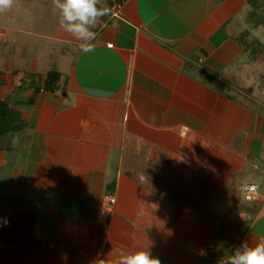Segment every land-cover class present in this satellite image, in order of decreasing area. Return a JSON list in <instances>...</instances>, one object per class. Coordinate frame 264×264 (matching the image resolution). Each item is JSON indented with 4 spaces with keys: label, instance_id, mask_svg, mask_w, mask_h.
<instances>
[{
    "label": "crops",
    "instance_id": "1",
    "mask_svg": "<svg viewBox=\"0 0 264 264\" xmlns=\"http://www.w3.org/2000/svg\"><path fill=\"white\" fill-rule=\"evenodd\" d=\"M97 7L94 40L46 37L66 45L46 68L32 46L36 69L0 52V101L24 125L0 138V264H116L118 249L227 264L264 239V114L238 99L264 87L238 44L264 45V0Z\"/></svg>",
    "mask_w": 264,
    "mask_h": 264
},
{
    "label": "rangeland",
    "instance_id": "2",
    "mask_svg": "<svg viewBox=\"0 0 264 264\" xmlns=\"http://www.w3.org/2000/svg\"><path fill=\"white\" fill-rule=\"evenodd\" d=\"M59 13L53 6V0H12V7L7 10H0V52L2 59H5L11 66L14 64L17 68L29 69L35 66V62L28 61L29 46L34 47L32 52V60H34L35 52L38 54V64L40 67H47V63L55 62L58 56L56 46L60 48L66 45H58L46 39L47 36H53L55 33L61 36L64 32H58ZM23 30H29L32 33L40 34L38 38H33L32 34ZM54 48V52H50V48ZM39 48V49H36ZM1 62V60H0ZM10 66V65H9ZM247 88V97L238 98L251 110L257 109V112L264 114V87L257 88L254 86V80ZM2 87V85H0ZM1 89V88H0ZM3 91V90H2ZM3 94L9 95L6 91ZM246 94V93H245ZM7 95L2 99L3 104H8Z\"/></svg>",
    "mask_w": 264,
    "mask_h": 264
},
{
    "label": "clouds",
    "instance_id": "3",
    "mask_svg": "<svg viewBox=\"0 0 264 264\" xmlns=\"http://www.w3.org/2000/svg\"><path fill=\"white\" fill-rule=\"evenodd\" d=\"M98 0H53L54 9L59 13L60 27L70 33L76 40L92 41L98 18L107 15L108 9L97 7ZM12 7V0H0V10H7ZM91 43H82L80 51L91 52ZM4 225L7 219L2 220ZM116 264H159V261L150 256L147 250L141 251H116ZM62 259H66L62 257ZM227 264H264V239L254 247H249L247 242L241 241L240 245L233 249L227 258Z\"/></svg>",
    "mask_w": 264,
    "mask_h": 264
},
{
    "label": "trees",
    "instance_id": "4",
    "mask_svg": "<svg viewBox=\"0 0 264 264\" xmlns=\"http://www.w3.org/2000/svg\"><path fill=\"white\" fill-rule=\"evenodd\" d=\"M249 39H250L249 42L247 41H244L243 43L238 42V44H241L242 49L248 55V58L250 59L251 62H254L256 64H264V45L261 44L252 36H250ZM53 76H54L53 72L47 74V78H49V81H47V83L45 84L46 89H48V86L50 85ZM258 77H259V81L264 85V73L259 74ZM23 127L24 125L20 119L19 112L9 108L6 104H3L0 101V138L7 133L20 130ZM263 145H264V140H263Z\"/></svg>",
    "mask_w": 264,
    "mask_h": 264
},
{
    "label": "built area",
    "instance_id": "5",
    "mask_svg": "<svg viewBox=\"0 0 264 264\" xmlns=\"http://www.w3.org/2000/svg\"><path fill=\"white\" fill-rule=\"evenodd\" d=\"M245 190L247 192V198H249L250 195L255 192V186H251V185L247 186ZM113 202H114V199L112 195H106L103 198L101 206L99 207L97 211V220L99 222L104 223L108 220L109 215L111 213Z\"/></svg>",
    "mask_w": 264,
    "mask_h": 264
}]
</instances>
